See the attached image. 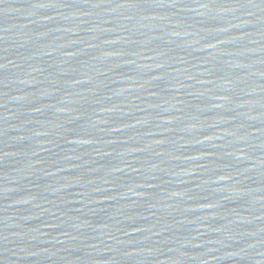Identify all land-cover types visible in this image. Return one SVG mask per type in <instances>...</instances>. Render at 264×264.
<instances>
[{
    "label": "water",
    "instance_id": "1",
    "mask_svg": "<svg viewBox=\"0 0 264 264\" xmlns=\"http://www.w3.org/2000/svg\"><path fill=\"white\" fill-rule=\"evenodd\" d=\"M0 264H264V0H0Z\"/></svg>",
    "mask_w": 264,
    "mask_h": 264
}]
</instances>
